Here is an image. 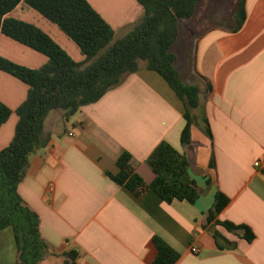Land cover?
I'll use <instances>...</instances> for the list:
<instances>
[{"label": "crops", "instance_id": "0c3cea01", "mask_svg": "<svg viewBox=\"0 0 264 264\" xmlns=\"http://www.w3.org/2000/svg\"><path fill=\"white\" fill-rule=\"evenodd\" d=\"M89 1L115 28L116 38L131 31L144 14L138 0ZM236 1L222 6L210 0L198 20H189L191 33L187 27L183 33L181 26L173 46L182 77L201 88L212 131L210 138L193 126V143L186 149L190 174L206 188L205 194L195 203H168L153 190L138 197L110 177L119 170L116 160L123 149L132 153L148 182L155 173L147 160L159 143L185 150L183 101L156 71L130 73L72 116L54 109L46 119L44 144L32 154L19 184L24 201L40 216L50 248L40 264H151L155 235L180 253L175 264H264V177L254 165L264 162V0H245L244 22L234 30ZM17 9L26 6L20 3L10 15ZM207 17L218 21L206 25ZM3 41L0 54L14 61L39 67L47 60ZM28 89L0 70V100L16 108ZM17 122L13 114L0 127V150L13 139ZM218 190L230 198L219 218L248 225L256 234L252 242L207 221ZM215 229L237 248L219 249ZM72 252L78 255L72 258ZM0 264H17L12 226L0 230Z\"/></svg>", "mask_w": 264, "mask_h": 264}, {"label": "trees", "instance_id": "16d2710c", "mask_svg": "<svg viewBox=\"0 0 264 264\" xmlns=\"http://www.w3.org/2000/svg\"><path fill=\"white\" fill-rule=\"evenodd\" d=\"M210 0H138L143 7L141 20L126 35L116 38L115 28L89 0H0V34L44 54L46 62L31 67L0 54V70L25 82L28 93L24 101L12 108L0 100V127L13 114L18 117L11 142L0 150V230L12 226L17 244V264H40L51 252L41 232L39 214L29 207L19 192V184L30 167L32 154L41 147L42 134L49 113L64 111L66 117L82 106L98 101L124 78L142 68L164 77L185 106V126L181 132L180 151L167 141L159 143L148 158L155 173L151 182L137 171L131 152L123 149L117 157L119 170L109 173L119 185L136 196L148 191L158 193L170 203L175 199L195 203L205 194L192 178V162L186 149L193 143V126L202 127L212 138V131L201 98V88L189 83L176 67L173 46L181 34L184 19L198 20ZM245 0H239L237 26L245 19ZM37 10L56 24L79 47L82 61L74 59L53 36L37 24L10 15L20 4ZM142 61L145 63L142 64ZM211 185V178L207 180ZM230 198L218 190L207 212V221L252 242L256 234L245 224L219 218ZM213 236L221 250H235L237 243L215 229ZM154 257L151 264H175L180 253L162 237L152 238ZM72 258L78 253L72 252Z\"/></svg>", "mask_w": 264, "mask_h": 264}, {"label": "rangeland", "instance_id": "374dc122", "mask_svg": "<svg viewBox=\"0 0 264 264\" xmlns=\"http://www.w3.org/2000/svg\"><path fill=\"white\" fill-rule=\"evenodd\" d=\"M218 3H220L222 6L224 4H231L232 0H217ZM238 2L239 0L236 1V7L238 8ZM26 6V5H25ZM219 8H222L221 6H219ZM223 10V8L221 9ZM210 12V9H209ZM208 12V13H209ZM15 16L20 17L21 19L33 22L35 24H37L38 26H40L41 28H43L45 31H47L48 33H50L53 38L60 44L62 45L69 53L70 55L76 59L77 61H82L85 57L84 55H82V53L80 52V49L78 47V45L71 40L56 24H54L53 22H51L50 20H48L47 18H45L41 13H39L37 10L30 8L28 6H26L25 10L22 9H17L16 11H14L13 13ZM212 18V19H211ZM215 19L213 17H207L206 18V25H208L209 21L210 24L212 23V20ZM216 20V19H215ZM218 21V20H216ZM189 20L188 19H184L181 22V26L183 27V33L185 32V29L188 25ZM227 25H229V22L227 23ZM188 28V27H187ZM189 33H191V29L190 27L188 28ZM0 39V49L1 46L4 45L5 41L2 42V40H9V42H13V44H15L16 46L20 47V48H24L25 50H28V52H31L33 54H37L38 56H43V58L46 59V56L14 39H12L11 37L2 34ZM194 40L192 41L191 45L189 47L193 48L195 46V44H193ZM145 62L142 61V64H144ZM149 165V164H148ZM150 166V165H149Z\"/></svg>", "mask_w": 264, "mask_h": 264}, {"label": "built area", "instance_id": "2783aa9c", "mask_svg": "<svg viewBox=\"0 0 264 264\" xmlns=\"http://www.w3.org/2000/svg\"><path fill=\"white\" fill-rule=\"evenodd\" d=\"M254 165L262 172V176L264 177V162H262L261 160H256ZM192 251L197 253L198 248L196 246H193Z\"/></svg>", "mask_w": 264, "mask_h": 264}]
</instances>
